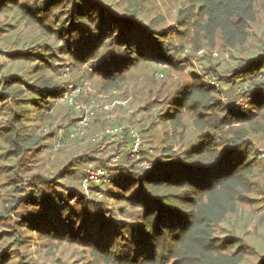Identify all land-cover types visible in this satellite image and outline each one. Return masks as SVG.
Returning <instances> with one entry per match:
<instances>
[{"label":"trees","instance_id":"trees-1","mask_svg":"<svg viewBox=\"0 0 264 264\" xmlns=\"http://www.w3.org/2000/svg\"><path fill=\"white\" fill-rule=\"evenodd\" d=\"M8 2L34 17L43 33L57 40L46 43L35 62H30L29 79L5 74L0 82V96L7 106L4 115L9 121L0 136L17 157L40 143L37 124L53 119L55 106L67 86L57 79L62 74L58 71L62 66L59 61L65 56L70 57L72 65L90 63L91 75L98 76L104 86H120L128 72L138 66L163 63L177 70L188 66L190 57L182 56V51L193 31L205 34L209 41L219 33L232 47L245 45L247 29L257 18V5L264 11V0H187L178 10L175 26L162 17L146 22L137 9L119 14L90 0H45L43 6L39 0L36 9H26L18 0H0V6ZM42 19L46 24L39 22ZM192 74V82L176 91L162 114V122L169 123L172 131L159 156L146 157L151 162L149 168L128 157V172L118 171L111 176L113 183L125 191L139 184L128 198L137 210L133 221L119 219V224H113L96 213L94 218L86 217L84 205L77 213L69 204L61 203L64 197L44 187H36L25 197L23 203L32 208L27 216L36 215L38 205L58 207L43 216L48 234H69L77 241L86 238L93 254L108 264H250L245 242L237 237L221 238L216 226L237 211L255 186L250 179L256 166L251 134L264 131V124L255 127L264 115V54L251 56L234 69L232 77H227L233 88L249 80L243 93L251 97V103L244 109L231 101L224 103L215 83L194 71ZM185 111L193 115L198 135L193 142L182 145L180 122ZM128 131L123 140L114 142L116 151L130 137ZM173 141L183 149L177 151ZM88 157L73 158L71 170L79 172L81 180L88 175L81 169L84 162L87 166ZM11 174L16 176L17 172L12 170ZM14 186L16 189L19 185ZM74 195L81 194L75 191ZM61 209L67 215L65 220ZM78 218L81 225L76 228ZM21 222L15 227L20 232L26 226ZM63 225H67L65 231L58 229ZM258 264H264V256Z\"/></svg>","mask_w":264,"mask_h":264},{"label":"rangeland","instance_id":"rangeland-1","mask_svg":"<svg viewBox=\"0 0 264 264\" xmlns=\"http://www.w3.org/2000/svg\"><path fill=\"white\" fill-rule=\"evenodd\" d=\"M18 1L23 3L26 9H36L39 3V0ZM44 1L39 5L43 6ZM90 1L111 11L117 10L119 14L125 9H137L140 18L146 22L162 17L167 24L175 26L178 10L187 3V0ZM257 9V18L247 29L245 45L232 47L225 43L219 33L213 41H209L205 34L193 31L190 32L186 47L182 51V56L190 57L188 66L181 70L163 63L138 66L128 72L126 81L120 86H104L98 76L91 75L90 63L78 62L72 65L70 57L61 59L59 63L62 66L58 71L62 74L57 78L59 82H64L67 86L69 83L80 84L86 91L79 95V100L93 99L101 106L109 107L97 110L96 116L84 133L72 137V126L66 125L71 119H78L80 113L71 104L59 100L52 121H44L35 127L36 133L41 137L40 143L24 151L21 157L15 156L16 153L9 150L12 148L9 142L0 136V264H108L101 256L93 254L86 238L77 241L70 238L69 234L63 237L50 236L43 216L58 207L51 209L38 205L35 206L38 209V212L34 211L36 215L28 217L32 208L29 203H23L25 197L31 195L36 187H44L49 192L54 191L64 197L66 200L61 203L69 204L77 213L79 207L84 205L86 208L83 213L87 214L86 217H92L96 213L104 221L113 224H119V219L133 221L132 215L137 210L133 209L128 198L135 193L139 184L132 188L129 186L130 189L125 191L116 186L111 178L114 173L128 172L127 169L131 167V164L127 163V158L130 157L127 155L128 142L131 137L124 141L117 152V143L114 142L118 140L108 135V129L116 126H124L128 130L135 128L144 141V157L154 159L153 155L159 156L160 149L166 145L165 139H169L172 131L169 123L162 122V114L168 109V103L176 91L192 82V71L210 83H216L219 97L224 103L231 101L236 105L239 96L237 87L240 83L233 88L227 77H232L234 69L251 56L264 54V11L259 5ZM39 22L46 24L43 19ZM41 26L34 17H29L27 13L15 8L13 2L0 6V82L5 74L23 75L24 79H29L30 62H35L40 56L37 54L39 50H43L46 43H57L54 36L49 37L43 33ZM177 35L175 33V36ZM62 43L60 41L59 44ZM2 98L0 96V130L9 125L8 116L4 115L7 106L3 104ZM30 115L35 117L34 112ZM263 124L264 115H261L255 127L259 128ZM180 128L184 132L182 145H187L197 138L198 131L190 112H183ZM251 136L256 153V166L250 179L255 186L247 192L237 211L216 226V234L221 238L230 236L242 239L248 246L246 257L250 264H258L264 256V131L254 132ZM176 142L173 141L175 149H183ZM80 155L89 156L90 159L87 166L85 162L81 164L82 171L87 170L89 174L91 170L102 167L106 168L107 176L100 182L91 181L84 186V180L77 177L80 173H73L71 170L73 158ZM131 160L136 159L130 157ZM12 170L17 172L16 176L11 174ZM12 181L19 185L16 189ZM109 189L115 193L119 192L113 194ZM75 191L81 195L75 197ZM124 210L126 213L121 216ZM62 211L65 220L67 215ZM22 220L26 226L20 232L15 227H18ZM80 220L75 219L76 228L80 227ZM66 228L67 225H63L58 229L65 231Z\"/></svg>","mask_w":264,"mask_h":264},{"label":"built area","instance_id":"built-area-1","mask_svg":"<svg viewBox=\"0 0 264 264\" xmlns=\"http://www.w3.org/2000/svg\"><path fill=\"white\" fill-rule=\"evenodd\" d=\"M216 84V83H215ZM249 80L242 82L241 87L237 89L238 98L236 105L239 107L247 108L251 103V97L245 95L243 92L248 89ZM86 90L80 84L69 83V86H66L60 101L67 102L75 107V109L80 113V116L76 122L71 127V136L76 137L79 134H83L87 126L96 116L97 110L100 108H108V105L101 106L95 100L91 99L88 101H81L78 99L79 95L84 93ZM129 136L131 140L128 142V156L135 158L139 161V165L149 168L150 161L146 159L143 154L144 141L142 140L141 134L135 129L131 128L129 131ZM126 134V128L124 126H116L112 129H108V135L112 139L123 140ZM107 176L106 168L98 167L96 170H91L90 173L84 178V186L89 182H100L101 179Z\"/></svg>","mask_w":264,"mask_h":264}]
</instances>
